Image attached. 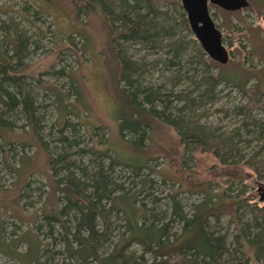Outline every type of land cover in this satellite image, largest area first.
Segmentation results:
<instances>
[{
  "label": "trees",
  "instance_id": "16d2710c",
  "mask_svg": "<svg viewBox=\"0 0 264 264\" xmlns=\"http://www.w3.org/2000/svg\"><path fill=\"white\" fill-rule=\"evenodd\" d=\"M76 1L70 0L75 10L74 17L78 18L80 14L88 15L93 8L96 10L98 8L108 24L118 69L114 88L119 99H116L113 114L117 136L126 146L116 148L117 152L110 156L106 155L107 149L113 148L114 145L110 139L104 143L105 148L94 145L78 150L76 154L83 158L90 156V161L92 158L100 160L96 162L94 171L91 172H88L85 166H81L83 164L80 163L81 159L76 162L72 158L70 149L78 144L74 138L61 134L56 141L64 143L67 148H62V152L59 150L55 154L45 150L44 164L49 171L46 176L52 184L53 191L61 192L70 206L75 207L79 213V216L75 215L73 230L69 225L71 221L62 218L66 209L58 208L49 200L54 197L51 193L40 216L49 228H52L53 223L63 228V248L67 258L73 259L75 264H248L250 256L248 252L251 251L254 258L264 264V230L259 229L256 233L245 234L248 226L238 220L235 221L234 236L239 237L241 248L229 251L226 245L228 232H222L219 224V216L223 211L220 205L223 194L220 191L213 193L202 187V198L192 205L190 212L181 207L175 195H171V215L181 224L179 234L173 237L169 232L171 230L169 220L157 219L151 209L136 202L138 192L149 186L148 177L140 180L136 191L116 194L109 185L111 182L107 175L113 165H124L136 176L141 174L140 170L148 166L146 160L148 156L144 153L148 147L144 141L148 140L155 121L173 128L182 146H191L211 153L220 162L216 168H210L214 175L239 180L241 178L238 179V173L235 172L239 167L245 166L255 173L264 170V156L259 157V154L264 152V144L251 154L250 158L226 163L227 155L233 157L236 151L239 153L232 144V138L238 136V133L225 135L224 132L205 127L195 117V111L201 107L203 99L217 100L218 86L221 83L229 84L235 87L244 99V103L236 107V110L237 114L244 117L245 131L249 134L254 133L255 139L263 141L264 124L252 113L259 110L264 114V79L259 73L262 68L256 70L250 65L235 70L225 66L218 71L219 66L200 48L195 37L185 36V33L187 35L190 32V28L180 2L174 4L175 8L168 11L166 8L162 9L163 5L156 6L151 0H81L86 2V6L83 7L77 6ZM255 1L259 5L264 3V0ZM26 5L22 6L24 12L28 8ZM32 11L34 16L40 12L36 8ZM38 30L42 33V30ZM51 33L55 38L53 42L57 44L61 37H56L54 32ZM31 42L34 41L30 36L18 31L11 23L7 24L0 20V103L4 108L9 105L12 110L18 105L16 103L23 104L31 128L30 135L37 123L31 101L28 96L23 95L24 93L21 94L22 99H19L9 87L18 84L24 75L26 65L22 60L30 53L27 44ZM131 46L135 50L144 49L156 54L162 49L164 56L151 63L145 61V56L140 58L129 52L128 47ZM84 48L85 46L82 47L83 50ZM190 50L194 54H190ZM160 63L162 68L156 67ZM149 68L160 70L161 78L158 83L155 79L146 78ZM214 68L216 71H213ZM58 71L61 72L60 69ZM163 72L171 74L166 76ZM252 76L257 77L255 83L248 82ZM75 82V79H72L70 88L79 94L76 92ZM54 94L56 97L54 102L60 118H63L67 115L65 114L67 108L60 93L55 91ZM70 112L76 113L73 108ZM63 122L65 127L67 122L66 120ZM248 125L251 127H247ZM11 128V123L1 120L0 117V139L3 142L0 145V152L7 168L14 174L22 175L24 172L19 171L20 161L25 156H30L22 152L24 148L28 146L41 148L45 143L36 133L34 136H38V143L27 140L15 142L8 136ZM62 129H59L60 132ZM241 157L245 158L242 155ZM104 158L108 159L107 165L103 163ZM261 191L264 192L263 187ZM102 202L119 210L129 224L128 233H121L113 250L107 255H102L98 251L109 233L108 222L101 210ZM17 209L20 210L19 207ZM253 211L254 224L258 226L260 223L256 220L258 217H264V204L255 206ZM96 215H101L104 220L102 230L97 228ZM2 225H0L2 255L20 264H48L46 261L48 256L44 255L43 245L32 229H26L17 237L6 239ZM38 227L39 225L37 229ZM69 236L73 237V243L68 239ZM133 244L139 245L143 253H148L150 261L140 262L137 261L138 258L127 255L125 250ZM21 245L24 247L19 250Z\"/></svg>",
  "mask_w": 264,
  "mask_h": 264
},
{
  "label": "rangeland",
  "instance_id": "374dc122",
  "mask_svg": "<svg viewBox=\"0 0 264 264\" xmlns=\"http://www.w3.org/2000/svg\"><path fill=\"white\" fill-rule=\"evenodd\" d=\"M151 1L156 6L163 5L162 9L166 8L168 11L175 8L174 4L180 2V0ZM248 1V6L233 11L209 4L208 11L221 31L222 42L228 53L226 63L215 62L219 66L218 71L225 66L235 70L250 65L256 70L262 68L259 73L264 79V3L259 5L255 0ZM85 3L77 0L75 4L83 7L86 6ZM23 5L28 7L26 12L23 11ZM34 8L41 13L37 12L34 16L32 14ZM102 14L98 8L97 10L93 8L88 15L80 14L76 18L70 0H0V20L7 24L11 23L18 31L24 32L34 41L27 44L30 53H27L22 60L26 65L24 75L19 79L18 84L10 86L9 89L17 94L19 99H22L23 93L29 97L37 123L30 135V124L25 116L23 104L19 102L16 103L18 105L14 110L10 109L9 105L4 108L0 103V117L1 120L12 125L11 133L8 134L11 140L38 143V136H34L38 134L40 140L45 143L41 148L39 146L24 148L22 152L30 156H25L20 161L19 171L24 172L22 175L14 174L7 168L0 152V225L3 224L6 239L17 237L26 229H32L43 245L44 255L48 256L46 259L48 264H75V262L67 258L63 248V228L56 223L49 228L41 219L43 208L51 200L58 208L66 209L65 213L68 214L64 213L62 218L71 221L69 225L73 230L75 215L79 216V213L75 207L70 206L61 192L53 191L52 184L46 176L49 171L44 164L45 150L55 154L59 150L62 152V148L66 149L64 143L56 141L61 134L74 138L78 144L70 149L71 156L76 162L81 159L80 163H83L81 166H85L88 172H91L94 171L96 162L100 160L92 158L90 161V156L83 158L76 154L78 150L94 145L105 148L104 143L110 139L114 144L113 148L106 151V155L110 156L117 152L116 148L126 146L117 136V125L113 114L116 99H119L114 88L115 75L118 72L117 59L110 40L109 27ZM38 29L42 30V33H39ZM51 32H54L56 37H61L57 44L53 42L55 38ZM185 36L194 38L191 30L187 35L185 33ZM83 46H85L84 50ZM128 48V51L135 56L140 58L145 56V61L151 63L158 61V57L164 56L162 49L156 54L144 49L135 50L132 46ZM189 52L194 54L191 50ZM156 67L162 68L161 63ZM59 69L61 72L58 71ZM149 69L146 78L155 79L158 83L161 78L160 70ZM213 71L216 69L214 68ZM163 74L168 76L171 73L163 72ZM72 79L76 81V92L79 94L70 88ZM256 79L257 77L252 76L248 82L255 83ZM217 90H219L216 95L218 99L215 101L203 99L201 107L195 111V117L205 127L220 133L224 132L225 135L238 133V136L232 138V144L239 153L236 151L233 157L227 155L226 163L244 161L264 144V140L255 139L254 133L249 134L245 131L244 117L237 114L236 110V107L244 103V99L237 89L221 83ZM55 91L60 93L67 108L64 119L60 118L54 102ZM72 108L75 114L70 112ZM252 113L264 124V114L261 111L255 110ZM63 120L67 122L65 127ZM59 129H62L61 132ZM149 135L148 140L144 141L148 147L144 152L148 156L146 159L148 166L140 170L139 176L124 165H113L107 172L111 182L109 185L116 194L136 191L140 180L148 177L149 186L138 192L136 202L151 209L157 219L169 220L170 236L174 237L179 234L181 224L171 215V195H175L181 207L190 212L192 205L202 198V187L208 188L213 193L221 192L223 196L220 205L223 211L219 216V224L222 232H228L226 245L231 252L237 247L241 248L239 237L234 236L236 220L248 226L245 234L256 233L259 229L264 230V217L257 218L256 222L260 223L257 226L254 224L253 211L255 206L264 204V196H262L264 192L261 191V188H264V170L255 173L245 166L239 167L235 172L238 173L237 178H241L240 181L230 180V177L212 174L210 168H216L220 162L209 152L191 146H182L173 128L155 121ZM1 140L0 145L3 144ZM262 156L264 152L259 154V157ZM107 160V158L103 160L106 165ZM51 193L54 197L49 199ZM102 205L101 210L108 222L109 233L98 251L102 255H107L113 250L121 233H128L129 224L119 210L111 208L108 203ZM103 221L101 215H96L95 222L99 230L104 228ZM37 225H39L38 229ZM68 239L73 243V237L69 236ZM23 247L21 245L19 250ZM125 253L138 258L137 261L140 262L150 261V255L143 253L141 247L136 244L127 248ZM248 254L250 255L248 264H263L262 261L254 258L251 251ZM0 264L20 263L0 253Z\"/></svg>",
  "mask_w": 264,
  "mask_h": 264
},
{
  "label": "water",
  "instance_id": "95a60500",
  "mask_svg": "<svg viewBox=\"0 0 264 264\" xmlns=\"http://www.w3.org/2000/svg\"><path fill=\"white\" fill-rule=\"evenodd\" d=\"M187 24L200 48L219 63H226L228 53L222 42L221 31L217 28L210 14L209 4L217 5L223 10L233 11L249 5L248 0H180Z\"/></svg>",
  "mask_w": 264,
  "mask_h": 264
}]
</instances>
